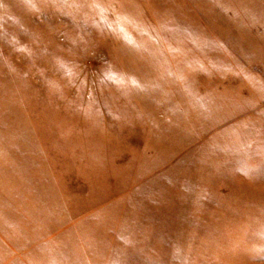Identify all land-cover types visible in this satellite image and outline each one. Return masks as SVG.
Wrapping results in <instances>:
<instances>
[{"label":"rangeland","instance_id":"374dc122","mask_svg":"<svg viewBox=\"0 0 264 264\" xmlns=\"http://www.w3.org/2000/svg\"><path fill=\"white\" fill-rule=\"evenodd\" d=\"M0 264H264V0H0Z\"/></svg>","mask_w":264,"mask_h":264}]
</instances>
